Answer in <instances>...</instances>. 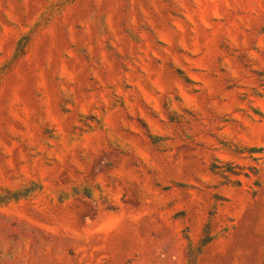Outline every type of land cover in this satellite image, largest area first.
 <instances>
[{
	"label": "rangeland",
	"instance_id": "374dc122",
	"mask_svg": "<svg viewBox=\"0 0 264 264\" xmlns=\"http://www.w3.org/2000/svg\"><path fill=\"white\" fill-rule=\"evenodd\" d=\"M0 264H264V0H0Z\"/></svg>",
	"mask_w": 264,
	"mask_h": 264
}]
</instances>
